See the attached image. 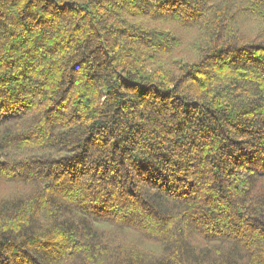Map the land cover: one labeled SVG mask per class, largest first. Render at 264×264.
<instances>
[{
    "label": "trees",
    "instance_id": "obj_1",
    "mask_svg": "<svg viewBox=\"0 0 264 264\" xmlns=\"http://www.w3.org/2000/svg\"><path fill=\"white\" fill-rule=\"evenodd\" d=\"M0 185V264H264V0H0Z\"/></svg>",
    "mask_w": 264,
    "mask_h": 264
},
{
    "label": "rangeland",
    "instance_id": "obj_2",
    "mask_svg": "<svg viewBox=\"0 0 264 264\" xmlns=\"http://www.w3.org/2000/svg\"><path fill=\"white\" fill-rule=\"evenodd\" d=\"M245 30H247L249 33H252L254 30H255V27H254V24L252 22H247L245 24ZM187 39H188V35H187ZM4 188L2 185H0V189ZM21 187L17 188L15 187L13 189V187H9L7 189H4L2 191H0L1 194H4V195H7V196H10L12 195L13 193H17L18 191H21Z\"/></svg>",
    "mask_w": 264,
    "mask_h": 264
}]
</instances>
